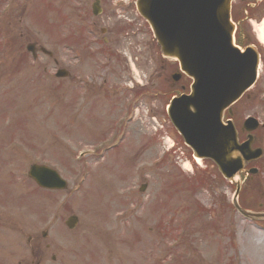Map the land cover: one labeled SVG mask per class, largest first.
Masks as SVG:
<instances>
[{"label": "rangeland", "instance_id": "1", "mask_svg": "<svg viewBox=\"0 0 264 264\" xmlns=\"http://www.w3.org/2000/svg\"><path fill=\"white\" fill-rule=\"evenodd\" d=\"M47 1L0 0V30H8V40L11 37L15 45L10 53H0V131L4 130L1 149L15 154L18 179L25 178L31 164H41L60 170L68 188L47 195L54 200L51 202L45 195L52 192H41L33 186L27 198L24 194L23 198L17 197L26 199L23 203L31 202V206L22 207L14 199L17 192L13 187L5 201L3 196L2 203L8 209H24V216L30 218L40 215V219L31 222L36 227L33 230L53 229V239L56 231V240L49 236L46 241L60 250L61 262L55 264H264V224H260L264 218L251 221L227 210L235 185L223 180L210 162L192 163L190 150L175 137L165 117V105L174 91L169 93L168 86L164 90L159 85L157 77L162 72H158L156 48L149 43L151 32L146 24L133 10L123 18L117 17L113 0L104 14L100 0L102 13L98 25L92 27L94 19L90 15L82 20L87 38L72 52L60 45L67 39L64 33L68 35L74 26V20L66 16L59 19L60 5L66 4L65 14L75 8L87 9L91 4L85 0ZM118 18L132 26L121 25L125 27L124 35L113 38L108 28L116 29L112 24L118 23ZM46 20L51 30L45 35ZM59 21L63 25L60 30ZM98 41L110 43L109 50L122 59L131 54L125 62L131 61L137 74L151 77L150 82L144 81L145 98L136 108V117L129 120L122 139L121 127L111 133L109 130L124 125L115 122L124 114L118 101L125 97L118 93V88L128 83L131 72L128 65L127 69L123 65L124 68L116 64L114 68L112 63L105 65L106 55L99 53L102 47ZM29 43L51 52V59L38 54L35 64L26 54ZM76 54L84 57L85 62L73 58ZM4 61L13 66H3ZM57 68L67 70V78H54ZM260 76L248 100L243 98L233 109L237 120L246 115L264 120V61ZM156 92L164 95L156 97ZM257 136V144L264 146V132ZM118 141V149L104 152ZM171 146L172 151L166 152ZM186 162L192 172L186 170ZM258 165L256 181L262 182L264 159ZM197 168L201 180L208 178L209 190L195 180ZM143 185L146 189L141 192ZM3 189L5 181L0 178V191ZM258 190L256 184L250 197L245 199L246 192L239 201L264 213V194ZM9 212L12 213L8 211L2 218L5 227L10 226L9 231L18 235L31 232L25 225L28 219L18 216L16 209L13 217ZM72 215L77 217V224L75 229L68 230L64 222ZM173 219L174 223L169 224ZM178 222L185 223L179 226ZM56 248L48 251L49 256L57 253ZM21 252L27 260L29 252L25 245ZM2 262L7 261L2 257ZM47 264H54L49 257Z\"/></svg>", "mask_w": 264, "mask_h": 264}, {"label": "water", "instance_id": "2", "mask_svg": "<svg viewBox=\"0 0 264 264\" xmlns=\"http://www.w3.org/2000/svg\"><path fill=\"white\" fill-rule=\"evenodd\" d=\"M231 0H141L139 10L150 20L151 26L154 29L156 36L160 40L163 47L172 49L173 54L189 53L191 51L197 52L198 58H204L206 45L211 39H219L226 47V49L233 53L230 49L227 38L230 36V30L232 26L229 23V6ZM164 9L163 11H160ZM155 11V12H153ZM212 23L216 29L214 33L210 35L206 31L209 24ZM177 40L178 48L173 47V42ZM172 55V54H170ZM246 57L251 58L250 54ZM236 60H238L236 56ZM193 62V59L192 61ZM185 65L186 62H184ZM193 74L199 77L202 73L201 60L198 59L194 65ZM195 77V78H196ZM213 80V79H212ZM211 80V81H212ZM247 84H245L246 86ZM193 98H200L198 95H194ZM180 100L176 101L174 105L191 104L195 100ZM201 110L196 111V114L192 117V121L198 119L196 125L200 128L208 123L207 119L199 117ZM178 121H181L178 119ZM222 129L219 130L221 132ZM217 142L222 143V139L216 138ZM225 150L220 152L219 159L217 160L220 166L221 172L225 175V178L231 179L238 169V165L233 167L232 163L228 160L229 149L228 138H224ZM240 165L241 161H238ZM40 171L45 174L49 179L53 180L54 184L48 186L49 188H62L64 186L61 181L55 177L53 173H50L44 168L34 169V171ZM39 172V174H41Z\"/></svg>", "mask_w": 264, "mask_h": 264}, {"label": "flooded vegetation", "instance_id": "3", "mask_svg": "<svg viewBox=\"0 0 264 264\" xmlns=\"http://www.w3.org/2000/svg\"><path fill=\"white\" fill-rule=\"evenodd\" d=\"M254 1L255 0H238V2H237V8H238V10L236 11V14L239 15V16H241L242 15V8H244L245 10H252V11L259 10L262 1L261 0H256L255 5L252 6L251 3L254 2ZM243 19H245V21H247V17L246 18H242V16H241V19L240 20H243ZM241 26H242V24L241 25L238 24V27H239V30L240 31L242 30ZM0 170H1V165H0ZM0 196H1V191H0ZM0 218H1V211H0ZM2 238L3 237H2V233H1V227H0V250L2 249V243H1ZM6 239H10V235L6 236ZM45 247H46V249L49 248L47 245ZM30 249H31L32 259H36L31 264H33L34 262L36 264H40V262L42 260L41 255H37V258H34V249L35 248L31 246ZM52 259L55 260L54 257H52ZM17 264H20V262H17Z\"/></svg>", "mask_w": 264, "mask_h": 264}, {"label": "bare ground", "instance_id": "4", "mask_svg": "<svg viewBox=\"0 0 264 264\" xmlns=\"http://www.w3.org/2000/svg\"><path fill=\"white\" fill-rule=\"evenodd\" d=\"M259 33L261 34V36H259V40L264 42V19L262 20V24L260 26V31ZM198 161V160H197Z\"/></svg>", "mask_w": 264, "mask_h": 264}]
</instances>
